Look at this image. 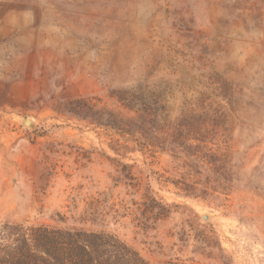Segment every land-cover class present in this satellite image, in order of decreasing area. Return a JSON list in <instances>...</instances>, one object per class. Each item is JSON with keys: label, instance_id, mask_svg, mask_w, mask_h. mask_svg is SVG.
Here are the masks:
<instances>
[{"label": "rangeland", "instance_id": "1", "mask_svg": "<svg viewBox=\"0 0 264 264\" xmlns=\"http://www.w3.org/2000/svg\"><path fill=\"white\" fill-rule=\"evenodd\" d=\"M133 87L206 144L141 152L92 122L133 118ZM0 222L110 232L147 264H264V0H0Z\"/></svg>", "mask_w": 264, "mask_h": 264}, {"label": "trees", "instance_id": "2", "mask_svg": "<svg viewBox=\"0 0 264 264\" xmlns=\"http://www.w3.org/2000/svg\"><path fill=\"white\" fill-rule=\"evenodd\" d=\"M164 96L157 90L133 87L116 96L117 102L134 114L133 118L123 120L107 111H97L92 113L91 120L96 126L127 135L141 152L152 149L169 153L188 152L192 148L191 141L206 144L205 139L195 132L196 127L191 119L186 120L183 116L182 119L170 120V110ZM170 128L172 130L169 131ZM158 216L162 215L158 213L153 220L156 221ZM144 228H148V225L145 224ZM0 264L147 262L135 249L110 232L0 222Z\"/></svg>", "mask_w": 264, "mask_h": 264}]
</instances>
